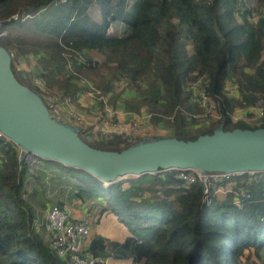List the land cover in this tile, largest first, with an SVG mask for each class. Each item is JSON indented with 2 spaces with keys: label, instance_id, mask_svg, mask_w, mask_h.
Listing matches in <instances>:
<instances>
[{
  "label": "trees",
  "instance_id": "1",
  "mask_svg": "<svg viewBox=\"0 0 264 264\" xmlns=\"http://www.w3.org/2000/svg\"><path fill=\"white\" fill-rule=\"evenodd\" d=\"M113 25L123 33H110ZM16 28L48 37L44 44H19L0 35L12 57L14 51L29 62L33 57L32 77L39 76L47 91L74 96L81 88L78 73L97 78L114 103L121 96L115 82L125 79L138 100L134 111L145 106L156 125L171 118L183 139L198 136L180 135L198 124L192 116L201 110L202 96L204 107L217 112L216 127H264L251 119L264 100V10L254 15L242 0H0V30ZM12 68L21 83L39 91L22 78L29 73ZM83 140L107 150L132 145L118 134ZM55 163L59 181L53 186L63 185L60 195L74 185L69 197L83 205L97 200L100 212L109 209L131 233L124 242L94 235L87 250L101 259L97 264L107 257L134 264H244L245 251L264 253V172L218 182L211 193L222 186L226 196L212 194L207 204L199 181L185 184L174 172L105 187L83 170ZM27 178L17 146L0 137V264H67L51 248L44 212L35 209L36 203L49 207L48 199L36 198L45 195L40 175H34L40 186L34 184L25 202ZM55 204L65 207L63 199Z\"/></svg>",
  "mask_w": 264,
  "mask_h": 264
},
{
  "label": "water",
  "instance_id": "2",
  "mask_svg": "<svg viewBox=\"0 0 264 264\" xmlns=\"http://www.w3.org/2000/svg\"><path fill=\"white\" fill-rule=\"evenodd\" d=\"M80 129L54 120L41 94L21 83L11 53L0 45V132L44 161L83 170L112 185L126 176L195 169L242 175L264 172V127L223 129L194 139L144 138L122 150L88 144Z\"/></svg>",
  "mask_w": 264,
  "mask_h": 264
},
{
  "label": "rangeland",
  "instance_id": "3",
  "mask_svg": "<svg viewBox=\"0 0 264 264\" xmlns=\"http://www.w3.org/2000/svg\"><path fill=\"white\" fill-rule=\"evenodd\" d=\"M242 1L243 6L246 9L252 10L254 15H256L259 11L262 12L264 10V5L260 4L258 0ZM15 18H18V16H15ZM236 19L237 21L241 20L238 16L236 17ZM24 20L25 18H22L21 21ZM109 32L122 34L123 30L120 27H115L113 25L111 26ZM1 35H10L12 38H16V42L19 44H44L48 42V37L45 35L37 34L34 31H29V33L19 32L17 28L14 30L6 29L4 31H1ZM13 55L14 56L12 58H14V60L12 61V63L14 64L15 71L17 73L21 71H24V74L29 73L27 74V76H23L22 78L24 80L29 81V83H31L35 87L34 77H32V74L34 72L32 71V67L35 64V60L33 59V57L29 55V62L26 56L18 55L17 51H14ZM95 58L97 60L101 59L100 55L98 54ZM74 76L75 80L77 81V85L79 86V88L81 87L79 92L89 98V104H91L92 102L95 104L94 114H92L95 120H92L93 122L89 124V132L88 130H84V132L81 133L82 137L87 141L93 142L97 138L99 139V133H97V131L98 126H100L101 124L100 119H102V116L104 115V107L106 109L110 108L113 111L114 119L117 120V123L120 124L117 128V131L125 130V132L128 134L126 138L122 137L123 139H125V141H127L124 145L136 143L144 138L179 137L177 136V132L174 131V125L171 118H166L164 121L156 125V123L151 121V115L145 106L141 107L139 111H134V106L138 105V100L135 99L136 97H134V87L128 86V81H126L125 79L115 82L114 90L116 92H121V96L116 99L114 103H111L110 93H104L101 89L97 87V78H94L92 80L89 79V77L81 76L78 73H75ZM230 86V84L227 85L226 91L229 96H233L234 89H232ZM45 91L48 94H61L60 92H50L47 90ZM200 108L201 110L199 109L200 111L193 114L192 116L197 120L198 124L195 127H190L188 130H186L184 134L180 136L191 137L194 135H200L215 130L217 112H215L214 107H204V105L201 103ZM118 118H121L122 121ZM103 139L106 140L108 138L104 137ZM50 165L54 167L56 163L52 162L50 163ZM50 165L48 167H46L47 165H45V169L41 173L34 174L40 175V179L43 183V186H40L38 183L35 182L34 175H28V188L27 192H25V195L23 196L25 202L29 201V195L33 189L34 184H38V186H40V189H43L45 192V195H41V193L39 192L36 196V198L39 199V202L48 199L49 206L55 204L56 200L60 199H63L65 201L67 200L68 202L67 198L70 194H72V191L74 189L72 187H74V185L65 186L63 188V194L60 195L59 189H61L63 185L53 186V184L55 183L58 184L59 180L57 179L56 175L57 172H59L60 168L56 170L53 169V167H50ZM138 178L139 177L136 176H126L121 178L119 182L124 187H126L130 181H137ZM106 186H109V184H105V187ZM52 188H54L55 191ZM216 190L217 191L212 194L216 195L218 199L225 198L226 192L228 191L227 187L225 188L220 186ZM236 202L238 203L239 201L237 200ZM35 209L40 211V213L42 214L44 212V215L47 210L44 209V211L38 203L35 204ZM242 261L244 264H264V253L258 256L245 251L242 257Z\"/></svg>",
  "mask_w": 264,
  "mask_h": 264
},
{
  "label": "built area",
  "instance_id": "4",
  "mask_svg": "<svg viewBox=\"0 0 264 264\" xmlns=\"http://www.w3.org/2000/svg\"><path fill=\"white\" fill-rule=\"evenodd\" d=\"M34 81L35 87L42 92V94H40L48 108L49 115L58 122L78 127L80 129L79 134L82 137L81 127L79 126L80 116L77 109L74 107L75 100L79 99L82 94L80 92H77L74 96L48 94L45 92L43 81L39 76H35ZM230 87L234 89L232 85ZM201 102L204 106L207 105L205 96H202ZM253 111L254 117L251 118L252 121L256 124L264 122V100L259 99L257 105L253 108ZM236 119L237 117H234V120ZM117 122L118 121L114 119L113 111L110 108L106 109L104 107V115L102 116V119H100L101 124L98 126L97 131V133H99L98 137L110 138L112 135L118 134L123 138H126L128 134L125 130L117 131V128L120 125ZM86 130L89 132V128ZM0 137L7 139L1 132ZM16 146L18 150V159L26 168L29 176L44 171L45 163L41 157L32 152L23 150L18 145ZM173 172L176 177L185 184L199 181L204 187V201L207 202V204L210 203L212 198L210 187L234 176L216 172L203 174L195 169H182ZM215 191L217 190L215 189ZM44 219L47 230L52 234L50 244L52 250L58 257L66 258L68 261L67 264H97L101 262V259L93 256L87 249H85V242L90 236L89 217L82 216L74 218L71 216V212L67 207L61 208L58 205L53 204L47 208Z\"/></svg>",
  "mask_w": 264,
  "mask_h": 264
},
{
  "label": "crops",
  "instance_id": "5",
  "mask_svg": "<svg viewBox=\"0 0 264 264\" xmlns=\"http://www.w3.org/2000/svg\"><path fill=\"white\" fill-rule=\"evenodd\" d=\"M74 107L77 109L80 121L79 126L81 127V132H84L87 128H90L91 124L95 119L92 114H94L95 104L92 102L89 104V98L87 96L81 95L79 99L75 100ZM92 118V119H91ZM122 121L121 118H118ZM93 120V121H92ZM48 164L46 167H48ZM50 167H53L50 165ZM57 165L53 167L55 168ZM58 173V172H57ZM64 201V206L69 209L72 217H82L87 216L90 220V236L85 242V249H88L91 239L94 235L102 236L110 241L124 242L131 233L128 228L119 221L118 217L112 213L109 209L101 211V206H97V201L92 204L83 205L79 200H75L68 197ZM103 205V203H101ZM96 205V206H95ZM102 264H134L132 259H118L113 257H107Z\"/></svg>",
  "mask_w": 264,
  "mask_h": 264
}]
</instances>
